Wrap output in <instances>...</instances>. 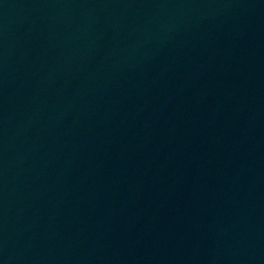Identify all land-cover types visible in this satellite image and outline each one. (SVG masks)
<instances>
[{"label":"water","instance_id":"water-1","mask_svg":"<svg viewBox=\"0 0 264 264\" xmlns=\"http://www.w3.org/2000/svg\"><path fill=\"white\" fill-rule=\"evenodd\" d=\"M0 264H264V0H0Z\"/></svg>","mask_w":264,"mask_h":264}]
</instances>
